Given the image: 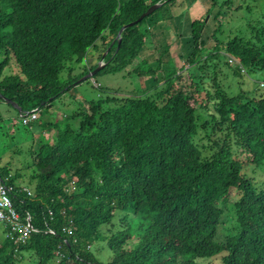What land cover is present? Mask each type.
<instances>
[{"label": "trees", "instance_id": "obj_1", "mask_svg": "<svg viewBox=\"0 0 264 264\" xmlns=\"http://www.w3.org/2000/svg\"><path fill=\"white\" fill-rule=\"evenodd\" d=\"M164 1L160 9L177 0H0V102H16L21 115L50 107L80 79L63 86L67 63L84 61L100 40L109 48L103 69L131 67L150 35L143 24L160 9L127 28L121 43L118 34ZM257 23L250 40L223 43L216 33L214 46L205 48L208 21L196 19L187 61L199 75L189 86H177L183 77L172 58L163 76L142 60L132 72L154 78V88L91 102L74 113L76 127L67 124L31 150L34 194L18 174L0 176L14 189L16 210L30 215L36 229L25 242L7 232L0 264H21L27 254L36 264H102L90 250L100 240L114 252L108 264H204L218 256L221 264H264V188L244 174L238 157L264 163V97L231 96L219 80L224 64L232 66L226 54L245 69L235 67V75L264 71V18ZM171 42L166 38L168 55ZM12 59L20 74L4 75ZM203 107H212L210 119ZM232 191L240 194L237 226L220 242L221 205ZM118 212L129 225L107 236L103 228ZM127 215L138 219L137 227Z\"/></svg>", "mask_w": 264, "mask_h": 264}, {"label": "rangeland", "instance_id": "obj_2", "mask_svg": "<svg viewBox=\"0 0 264 264\" xmlns=\"http://www.w3.org/2000/svg\"><path fill=\"white\" fill-rule=\"evenodd\" d=\"M204 17L208 21L204 32V40L207 43L205 48L214 46L216 33L218 39L223 43H227L235 37L250 40L253 35L251 26H256L257 22L263 21L264 0H177L172 5H167L158 10L143 24V26L147 25L151 28L149 30L150 35L140 58L131 67L116 73L103 69L92 78L80 83L87 75L81 77L83 74L92 68L95 71L100 65L106 64L102 59L107 55L109 48L106 49L103 41L100 40L95 48L88 51L84 61L67 63L60 76L63 86L78 78L80 79L74 83L70 91L54 101L50 107L40 110L37 113L38 120L30 125L23 123V118L15 107L0 102V176H4L6 172L10 176L18 174L21 187L34 194V184L30 182L32 170L28 168L32 160L31 150L38 149L43 141L56 139L58 132L63 130L67 124L76 127L79 118H75L74 113L85 110L91 102L106 100L107 97L133 96L154 88L156 85L153 81L154 78L139 76L132 72L142 60L146 62L145 69H159L161 76L165 72L167 73L166 66L173 61L172 67H176L178 74L183 77L182 81L176 83L177 86H189L192 75L195 77L199 75L198 68H192L187 61L193 50L192 22ZM170 18L174 22H169ZM149 23H152V26ZM163 26L168 27L169 30L165 34L163 31L167 28ZM166 38L172 41L169 55L164 52L165 48L168 47ZM225 57L228 60L227 54ZM169 58H172L170 63L168 62ZM234 68L224 64L223 73L219 77L229 95L236 96L245 91L251 97H264V86H262L264 84V71L235 75ZM15 74H20V69L15 60L12 59L11 65L5 70L4 75ZM22 76L24 77V75ZM154 77L158 76L155 75ZM196 81L199 82L198 79ZM198 96L200 103H202L205 99V93L198 94ZM211 110L212 107L208 110L203 107L200 111L205 118L210 119ZM234 152L237 151L234 150ZM238 157L245 163L244 174L254 180L259 188H264V163L256 166L253 163H248L249 160L246 155L239 153ZM239 198L240 194L237 191H232L226 204L221 205L224 209V215L218 232L220 242H224L228 236L235 232L237 216L234 203ZM127 216H129L128 220L132 225L137 227L138 219L132 215ZM123 217V212H118L112 224L103 228L107 236L128 227L129 223L121 222ZM133 226L131 227L134 231L136 229ZM6 238V228L0 224V243L4 242ZM137 244L138 242L135 240L131 246L136 247ZM90 250L102 264H108L114 255L108 245V240L96 242ZM202 263L221 264V257L203 260ZM21 264H36V259L31 262L27 254Z\"/></svg>", "mask_w": 264, "mask_h": 264}, {"label": "built area", "instance_id": "obj_3", "mask_svg": "<svg viewBox=\"0 0 264 264\" xmlns=\"http://www.w3.org/2000/svg\"><path fill=\"white\" fill-rule=\"evenodd\" d=\"M228 61L230 65L240 67L242 71L245 72L243 65L234 57H229ZM262 86H264V84H262ZM39 111V109H34L29 113L22 114L23 123L25 125H30L37 121V113ZM24 190H26L29 195H32L26 188H24ZM13 191V187L5 184L3 181L0 182V224H3L9 236L13 237L18 234L17 242H25L32 232H36V229L31 223L32 219L30 215L24 219L16 210L12 199ZM49 233L54 234V231L49 230Z\"/></svg>", "mask_w": 264, "mask_h": 264}, {"label": "water", "instance_id": "obj_4", "mask_svg": "<svg viewBox=\"0 0 264 264\" xmlns=\"http://www.w3.org/2000/svg\"><path fill=\"white\" fill-rule=\"evenodd\" d=\"M165 1L164 2H160V3H157L153 6H151L147 12H145L137 21L133 22V23H130L129 25L123 27L121 29V31L119 32L118 34V39L119 42L121 43V37H122V34L123 32L127 29V28H130V27H133V26H136L138 25L139 23H141L146 17H149L150 15H152L156 10L160 9L163 5H164ZM109 52V51H108ZM108 54V53H107ZM107 56V55H106ZM106 56L103 57V61L105 60ZM105 64L104 65H100V67L98 69H96L95 71H92L90 73H88L81 81H86L90 78H92L93 76H95L98 72H100L103 68H104ZM3 100L6 102V103H10L13 107H15L20 113L22 112V108L16 103V102H13L11 100H8L7 98L3 97Z\"/></svg>", "mask_w": 264, "mask_h": 264}]
</instances>
